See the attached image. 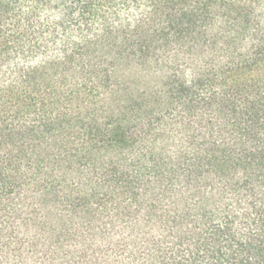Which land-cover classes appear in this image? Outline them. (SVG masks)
Segmentation results:
<instances>
[{"label": "trees", "instance_id": "trees-1", "mask_svg": "<svg viewBox=\"0 0 264 264\" xmlns=\"http://www.w3.org/2000/svg\"><path fill=\"white\" fill-rule=\"evenodd\" d=\"M0 264H264V0H0Z\"/></svg>", "mask_w": 264, "mask_h": 264}]
</instances>
